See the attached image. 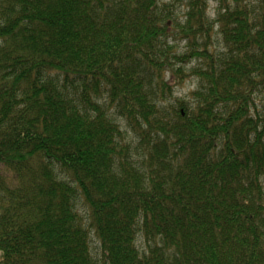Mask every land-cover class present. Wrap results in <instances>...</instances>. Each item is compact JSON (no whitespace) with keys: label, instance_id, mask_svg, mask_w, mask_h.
<instances>
[{"label":"trees","instance_id":"trees-1","mask_svg":"<svg viewBox=\"0 0 264 264\" xmlns=\"http://www.w3.org/2000/svg\"><path fill=\"white\" fill-rule=\"evenodd\" d=\"M262 92L264 0H0V264H264Z\"/></svg>","mask_w":264,"mask_h":264},{"label":"rangeland","instance_id":"rangeland-1","mask_svg":"<svg viewBox=\"0 0 264 264\" xmlns=\"http://www.w3.org/2000/svg\"><path fill=\"white\" fill-rule=\"evenodd\" d=\"M166 2H168V0H164ZM215 7H216V3L214 2H210V6H209V11L208 14L209 16L212 18L215 15ZM174 11L178 17L179 20H182V12H183V8L181 5L178 4H174ZM220 43V38L219 36H215L214 39V45L218 46ZM184 41H181L179 39H176L174 41V45L177 47L178 51L180 50H184ZM196 88V81L193 78H188L185 79L182 84H180L179 86H177L175 88V96L176 97H185L188 96V94L194 90ZM258 102L260 103H264V92H262L261 94L258 95ZM78 208H80L79 210H81V203L78 204ZM94 233L91 231L90 232V249H91V253L94 257L100 259L101 257V252H100V246H99V242L98 240L95 238V236L93 235ZM140 236V235H138ZM143 237L140 236L137 238V245L140 249H144L143 247L145 246V242L144 239H142Z\"/></svg>","mask_w":264,"mask_h":264}]
</instances>
